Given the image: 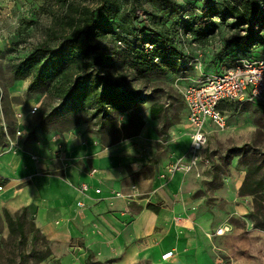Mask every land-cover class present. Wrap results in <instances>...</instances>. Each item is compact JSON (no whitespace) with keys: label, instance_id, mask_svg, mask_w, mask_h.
I'll return each mask as SVG.
<instances>
[{"label":"rangeland","instance_id":"374dc122","mask_svg":"<svg viewBox=\"0 0 264 264\" xmlns=\"http://www.w3.org/2000/svg\"><path fill=\"white\" fill-rule=\"evenodd\" d=\"M138 1L142 5L141 9L154 7L150 0ZM171 2L175 5V10L180 8L182 15L186 17L190 13H199L201 8L206 6L200 0ZM212 2H216L220 7V4L232 0ZM123 5L127 8L130 6ZM63 10L59 0H0V123L5 132L0 135V152L3 154L12 152L13 157L23 160V157L30 156L29 151L35 154L51 147L53 152L51 144L56 135L65 137L71 132L80 133V128H85L90 135L95 134L101 143H106L108 121L104 123L101 117L92 118L87 114L85 117V120H89L87 123L71 126L73 118L70 114L67 115V110L56 109L60 106L57 98L50 97L45 88L29 90L32 75L23 79H17L14 75L16 64L38 43L50 37V29L60 20ZM138 12L139 21L144 22L146 13ZM170 15L172 20H184L179 13ZM215 20L219 22L218 19ZM182 44L190 55L186 71L172 75L154 70L149 80L133 82L134 88L146 99L141 107L146 126L141 137L135 138L134 142L137 144L141 142L142 145L156 137V145L160 149H167L168 157L184 155L191 142V133L187 127L191 128V132L192 127L186 121L187 112L182 91L193 79L214 71L207 69L205 65L204 54L209 46L190 43L188 37L184 38ZM114 45V42L111 43L112 47ZM120 46L116 45L113 50L122 54V47H125V44L122 43ZM238 55L243 57L244 54L240 52ZM154 102H162L166 106L162 118L158 121L149 116V108ZM35 105L38 106V111L32 114L30 110ZM223 114L227 127L224 130L215 128L209 133L204 152L211 158L212 164L209 166L202 164L201 175H196V172L194 174L197 196L204 198L210 207L215 208V213L210 214L213 221L209 226L213 231L211 234L214 235L205 236L196 252H188L178 261L173 259L169 262H160L155 254L140 257L133 253L134 247L107 253L97 251L88 245L84 238L51 239L43 233L36 222L35 207L22 205L20 201L24 197L25 200L27 198L25 190L28 179L24 170H17L14 173V169L9 168V174L11 176L15 174L18 178L19 184L15 189L22 194H18L20 197L16 199L20 202L15 204L3 201V194H0V264H264V229L254 226V221L249 216L253 208L252 197L239 194L248 163L257 161L264 164V104L255 100L240 101ZM113 117L112 114L111 118ZM124 120L125 116L121 115L119 122ZM18 130H21V135H17ZM102 136L104 141L101 139ZM20 138L21 146L17 142L11 147V139L19 141ZM176 140L179 145L172 143ZM7 162L8 155L0 156V166ZM5 165L7 167V164ZM7 182L5 178L0 177V184ZM24 207L27 208L26 211ZM5 209L12 214L20 212L24 216L25 238L12 234ZM32 221L36 222V228H39L44 236L37 241L33 240L35 231L30 224ZM226 224L231 225V229L225 235H215V229ZM79 245L83 248H78Z\"/></svg>","mask_w":264,"mask_h":264},{"label":"trees","instance_id":"16d2710c","mask_svg":"<svg viewBox=\"0 0 264 264\" xmlns=\"http://www.w3.org/2000/svg\"><path fill=\"white\" fill-rule=\"evenodd\" d=\"M59 1L64 10L50 29V37L16 64L14 75L17 79L32 75L29 90L45 88L50 97L57 98L60 106L56 109L67 110L73 118L71 126L87 123V114L108 121L105 146L138 135L146 124L141 110L146 99L133 82L149 80L154 70L172 75L186 71L190 55L183 48L184 38L209 46L205 65L213 73L232 67L242 58L240 52L243 57L264 58V0H232L220 7L213 0H200L206 6L187 17L180 8L175 10L171 0H150L154 7L143 9L138 0ZM138 11L146 13L144 22L139 21ZM171 13H179L184 20H172ZM122 43V54L113 50ZM237 103L224 101L219 109L223 113ZM165 110L164 103L154 102L149 115L159 120ZM121 115L124 122H119ZM4 133L0 123V135ZM204 156L211 165V158ZM239 194L252 197L249 216L254 226L264 229V164L248 163ZM148 208L157 209L151 203ZM5 216L12 234L25 238L24 216L7 209ZM30 224L34 241L44 237L35 221Z\"/></svg>","mask_w":264,"mask_h":264},{"label":"crops","instance_id":"0c3cea01","mask_svg":"<svg viewBox=\"0 0 264 264\" xmlns=\"http://www.w3.org/2000/svg\"><path fill=\"white\" fill-rule=\"evenodd\" d=\"M215 128L208 124V136ZM143 129L138 135L105 146L95 134L80 128V133L53 138L55 154L48 147L38 154L29 151L30 156L23 160L13 157L12 152H0V156L8 155V162L0 166V177L8 181L1 184L2 200L33 205L36 222L51 239L78 237L97 251L114 253L134 247L133 253L140 257L155 254L160 262L181 260L188 252H196L201 240L213 232L209 226L215 208L197 196L195 172H164L178 157H168L167 149L156 145V137L142 145L134 142ZM187 130L191 133V128ZM16 142L21 146V138ZM172 143L177 144V140ZM9 168L14 173L24 170L26 200L16 199L22 192L16 191L18 178L9 174ZM82 183L89 186L86 192L79 188ZM114 191L131 197H115ZM79 201L84 203L82 207ZM150 203L157 209L148 208ZM171 250L175 256L163 261L162 255Z\"/></svg>","mask_w":264,"mask_h":264},{"label":"built area","instance_id":"2783aa9c","mask_svg":"<svg viewBox=\"0 0 264 264\" xmlns=\"http://www.w3.org/2000/svg\"><path fill=\"white\" fill-rule=\"evenodd\" d=\"M148 44V48H152ZM183 98L188 109V119L192 127L191 142L187 152L170 162L166 167L167 175H174L177 172L188 174L196 172L201 175L200 166L207 165L209 161L205 158L204 152L208 144V124L214 125L220 130L227 127L224 114L219 105L224 101H260L264 104V58H240L232 67L223 72L211 73L197 78L192 84L183 90ZM38 106H34L30 112L36 113ZM21 130L17 135H21ZM16 141H10L11 147ZM3 186L0 185V190ZM80 190L86 192L88 184L82 183ZM136 186H133L135 189ZM101 192L100 188L96 189ZM115 197H131L122 191H114ZM83 202L79 201L78 206L82 207ZM231 225H222L215 230V235H225ZM212 237L214 234H208ZM171 250L162 255L163 259L173 256Z\"/></svg>","mask_w":264,"mask_h":264}]
</instances>
